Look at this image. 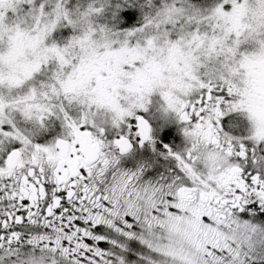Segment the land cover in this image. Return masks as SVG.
Returning a JSON list of instances; mask_svg holds the SVG:
<instances>
[{"label":"snow or ice","instance_id":"snow-or-ice-1","mask_svg":"<svg viewBox=\"0 0 264 264\" xmlns=\"http://www.w3.org/2000/svg\"><path fill=\"white\" fill-rule=\"evenodd\" d=\"M0 264H264V0H0Z\"/></svg>","mask_w":264,"mask_h":264}]
</instances>
